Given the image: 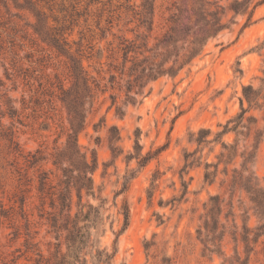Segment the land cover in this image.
Returning <instances> with one entry per match:
<instances>
[{"label":"rangeland","instance_id":"rangeland-1","mask_svg":"<svg viewBox=\"0 0 264 264\" xmlns=\"http://www.w3.org/2000/svg\"><path fill=\"white\" fill-rule=\"evenodd\" d=\"M29 1L45 15L55 37L82 53L90 77L93 98L77 139L87 159L96 158L95 196L83 194L82 202L97 205L104 199L103 224L93 239L97 248L116 247L110 264H264V237L253 240L259 218L250 193L232 182L243 172L264 185V104L245 114L257 119L250 131L217 135L229 120V127L235 124L243 86H262L264 3L248 25L244 27L246 15H236L189 66L175 77L149 81L136 95L137 88L127 92L131 63L122 70V47L132 42L140 46L138 52L151 55L179 0H154L151 30L138 19L143 0ZM209 1L214 8L227 7L231 0ZM29 7L27 0H0V264H52L57 251L65 249L48 212L57 211L50 206L56 194L49 192L62 187L53 153L63 147L68 131L60 87L71 84L69 60L36 31ZM232 16L226 9L223 19ZM129 95L136 96L135 103ZM113 126L120 135L115 155L109 141ZM200 128L211 133L197 143ZM256 128L263 134L254 149ZM137 134L140 156L152 155L144 162L128 158L136 153ZM250 151L253 157L243 167ZM186 153H191L187 160ZM219 159L213 181H206L205 163ZM216 194L221 200L220 240L218 251L210 252L201 240L204 233L197 230ZM76 200L73 191L72 211ZM124 203L129 222L121 231Z\"/></svg>","mask_w":264,"mask_h":264},{"label":"trees","instance_id":"trees-1","mask_svg":"<svg viewBox=\"0 0 264 264\" xmlns=\"http://www.w3.org/2000/svg\"><path fill=\"white\" fill-rule=\"evenodd\" d=\"M29 2V8L34 11L36 18L35 29L41 34L51 45L59 52L64 54L69 60V68L71 75V84L69 87H60V100L64 104L68 116V131L66 133V141L62 148L57 149L53 153V163L60 166L62 171V187L56 192V199H52L51 208H56L57 211H49V221L54 232L63 236L64 251H57L52 264H110L117 252L116 247L112 251L106 248H97L94 244L93 234L97 231L99 225L103 224L102 208L104 199H100V203L94 205L86 201L82 202L83 194L95 196L94 183L92 173L96 168V158L93 156L89 161L86 154L81 150L78 144V133L84 128L87 103L91 105L93 98V88L90 84V77L84 69L81 61L82 53H74L70 51L68 44L62 38L55 37L47 25L45 15L38 9L33 7ZM264 3V0H231L227 7L216 5L212 8L214 2L209 0H179L176 7V12L171 16V23L164 34L155 43L154 51L151 55H144L143 52H138L134 43L129 42L122 47L123 50V69L125 63L130 61L128 67L127 92L137 88L135 94H141L142 89L149 81L156 80L161 76L175 77L182 69L189 66L193 59L200 56L208 41L216 38L224 29L228 28L236 15H246L247 19L244 27L248 25L253 17L255 9ZM233 13L232 18L225 21L223 16L225 10ZM154 13V0H143L141 3V11L139 14V22L141 25L147 26L149 30L152 28ZM67 46V47H66ZM149 48L148 50H152ZM79 52V51H78ZM138 54H141L139 57ZM262 86L254 87L252 84L243 86L242 96L240 97V112L235 116V124L229 127V120L223 127V130L218 132V137L224 133L235 129L236 133H242V129L251 130V124L257 121L253 115L245 116L251 108H261L264 101V71L260 78ZM130 102H136V96L129 95L127 98ZM246 101L247 106H244ZM264 120V117H263ZM246 121V122H245ZM114 133L109 141L110 148L115 155L118 153V147L114 142L120 138L117 127L113 126ZM139 132V129H138ZM211 133L209 128H200L195 137L197 143L206 141L207 136ZM263 131L259 128L255 129L252 146L256 149L260 143ZM135 155H128V158H139V162H144L149 156H140L138 134L136 135ZM223 148L227 149L228 145L222 142ZM232 149L233 147L230 146ZM157 149L154 154L160 151ZM253 152H248L244 158L242 165L244 167L246 161L253 157ZM231 151L228 153V158L232 159ZM191 155L186 153L185 158ZM223 156V153L220 154ZM235 155V154H234ZM37 159L34 161V163ZM205 163L204 178L206 181L212 182L220 163ZM214 166V170L209 167ZM187 167V163L184 165ZM183 170V169H182ZM247 170V168H244ZM236 171V170H235ZM128 181L127 177L125 182ZM232 182L237 183L250 193V199L254 204L255 212L259 218V223L255 227L253 240L261 236L264 237V185L251 174L244 175L243 172H238L234 175ZM45 177L40 179L39 190L43 191ZM126 184V183H125ZM125 189V187H124ZM73 191L77 197L75 210L72 211ZM221 200L218 194L212 195L209 198V208L206 218L203 220L201 227L197 230L198 234L204 233L201 239L205 249L210 252L218 251L217 239L220 240L219 234L217 237V229L219 227L218 216L221 211ZM124 223L121 229L124 230L129 222V208L126 203L122 206ZM120 231V232H121ZM119 234V233H118ZM117 234V236H118ZM117 236L114 242L117 241ZM216 237V238H215ZM248 240L244 235V241ZM209 245H212L210 247ZM123 264V263H121Z\"/></svg>","mask_w":264,"mask_h":264}]
</instances>
